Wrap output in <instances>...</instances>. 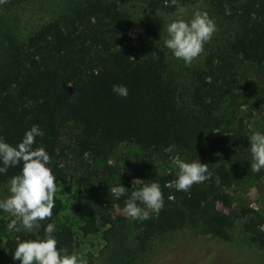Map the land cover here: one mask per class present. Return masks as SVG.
Listing matches in <instances>:
<instances>
[{
    "label": "trees",
    "instance_id": "obj_1",
    "mask_svg": "<svg viewBox=\"0 0 264 264\" xmlns=\"http://www.w3.org/2000/svg\"><path fill=\"white\" fill-rule=\"evenodd\" d=\"M141 1L151 11L172 12L199 0ZM206 2L232 25L234 34L225 49L210 54L194 71L193 86L185 97L169 72L159 31L130 16L116 0H65L28 31L9 34L0 61V138L16 145L26 129L38 125L44 135L35 138L33 147L47 151L55 183L60 184L73 179L82 184V161L87 156L103 159L120 143L134 144L144 152L132 177L119 181L129 188L126 195L106 200L104 207L92 189L78 195L73 210L85 218L84 233L106 225L105 237L115 236L128 227L142 252L153 238L183 227L226 239L239 217L243 230L264 251L260 228L264 216L252 208L238 214L227 191L248 178H264V169L251 171L243 118L234 109L228 117L220 113L225 100L232 104L235 91L244 84L242 63L264 73V0ZM114 83L127 86V97L111 91ZM242 88L252 95L253 90ZM169 149L181 160L207 163L208 179L194 183L187 192L177 191L173 182L177 176L161 174L157 168V158ZM21 166L0 174V185ZM133 177L145 183L158 181L163 195L159 213L144 221L132 220L124 212ZM114 203L125 216L112 218L109 210ZM52 213L39 228L8 237L4 256L11 260L22 240L42 238L44 226L54 223L55 207ZM55 227L57 248L70 252L73 230L67 225Z\"/></svg>",
    "mask_w": 264,
    "mask_h": 264
},
{
    "label": "rangeland",
    "instance_id": "obj_2",
    "mask_svg": "<svg viewBox=\"0 0 264 264\" xmlns=\"http://www.w3.org/2000/svg\"><path fill=\"white\" fill-rule=\"evenodd\" d=\"M65 0H5L0 4V61L9 46V34H19L28 31L32 26L47 18L52 9L58 8ZM121 8L130 16L140 18L155 27L161 35V45L165 51L170 74L179 84L180 91L185 97L192 88L194 71L202 68L206 58L226 48L232 38V25L216 14L206 0L179 5L172 12L163 10L151 11L141 0H116ZM182 9V11H181ZM206 11L214 19L216 31L211 39L204 44V50L192 63L185 66L182 60L173 57L171 50L164 46L167 38L166 25L178 15L185 20L190 19L195 11ZM239 72L243 86L235 91V98H227L222 104L220 113L228 117L234 109L246 125V134L253 131H264V73L255 65L242 63ZM245 80L249 82L245 84ZM240 104L238 107L237 105ZM166 155L157 158L158 172L167 174L172 172L177 176L178 169L174 160H181L172 149ZM144 152L131 143H120L103 159L86 157L82 161L80 184L76 179L66 184H57L54 196L56 213L54 224L58 227L69 226L74 232V242L70 253L78 254L84 264H264V251L251 240L250 233L243 230V219L237 218L226 239H220L204 232L201 228L183 227L165 235L153 238L145 251L140 252L133 241L135 232L126 227L119 229L115 236L105 237L107 226H99L93 233H84L81 226L85 218L77 215L73 205L77 197L85 188L92 189L102 206L106 200L115 198L111 188L119 185L121 179H129L138 166ZM80 169V171H81ZM10 180L0 185V199L6 197ZM175 183V180H173ZM231 196V208L238 214L241 210L252 208L264 216V178H248L240 184L227 188ZM112 218L117 214L125 216L118 204L109 210ZM11 219L10 215L1 211L0 214V264H19L18 260H9L2 253L5 250V241L15 232L28 230L21 225L9 233L4 226ZM264 233V224L260 226ZM36 229V228H34ZM33 229V230H34Z\"/></svg>",
    "mask_w": 264,
    "mask_h": 264
},
{
    "label": "clouds",
    "instance_id": "obj_3",
    "mask_svg": "<svg viewBox=\"0 0 264 264\" xmlns=\"http://www.w3.org/2000/svg\"><path fill=\"white\" fill-rule=\"evenodd\" d=\"M4 2L5 0H0V4ZM172 3L176 4L177 0H172ZM215 31V21L206 11H195L187 20L178 15L166 25L167 38L164 46L171 50L173 57L188 66L204 50V44ZM111 91L120 97L128 95L127 86L122 83H114ZM43 135V130L33 124L25 130L16 145L0 138V174L6 173L9 167L22 165L19 173L10 178L9 194L0 199V211L11 217L5 226L7 231L15 230L18 224L32 231L40 227V221L53 215L57 184L49 167L50 156L44 147H33L35 138ZM247 137L250 168L257 173L264 169V131H253ZM173 163L178 169L175 180L177 191L187 192L194 183H202L208 179L207 163H202L199 159L174 160ZM128 189L120 183L111 188V194L119 198L126 195ZM130 189L124 212L132 220L150 219L151 214H158L164 206L158 181L145 183L144 179L133 177ZM55 231L54 223H47L42 238L25 239L17 243L12 259L18 260L19 264H84L78 254L57 248Z\"/></svg>",
    "mask_w": 264,
    "mask_h": 264
}]
</instances>
